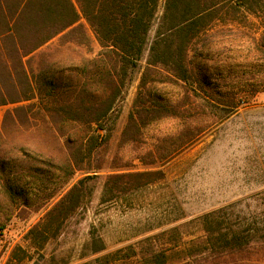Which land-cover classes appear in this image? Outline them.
I'll use <instances>...</instances> for the list:
<instances>
[{
  "label": "trees",
  "instance_id": "obj_1",
  "mask_svg": "<svg viewBox=\"0 0 264 264\" xmlns=\"http://www.w3.org/2000/svg\"><path fill=\"white\" fill-rule=\"evenodd\" d=\"M248 15L264 19V0H0V106L11 105L0 122V193L34 210L57 198L4 264H26L33 247L56 240L91 202L106 162L100 203L165 179L160 167L194 144L206 108L236 106L204 67L213 44L247 35L231 27ZM250 38L264 56V32ZM134 74L107 158L111 119ZM165 120L174 125L152 131ZM231 212L212 209L112 250L90 231L82 257L96 256L77 264H244L264 249V215ZM194 221L198 234L182 230ZM56 259L41 253L32 264H66Z\"/></svg>",
  "mask_w": 264,
  "mask_h": 264
},
{
  "label": "rangeland",
  "instance_id": "obj_2",
  "mask_svg": "<svg viewBox=\"0 0 264 264\" xmlns=\"http://www.w3.org/2000/svg\"><path fill=\"white\" fill-rule=\"evenodd\" d=\"M247 18L231 27L242 28L247 35L213 44L204 67L221 83L224 92L235 94L236 106L206 108L203 130L194 137V144L160 167L165 174L163 181L129 191L115 202L100 203L103 175L110 171L106 162L91 202L69 219L56 240L49 241L43 249L33 247L32 258L26 264L51 251L59 263L77 264L93 258L96 254L82 257L88 251L84 245L90 231L102 236L106 250H112L223 206L240 218L264 215V56L250 38L259 39L264 32V19L251 15ZM92 47L94 51L98 49L95 41ZM138 77L139 74H134L126 84L123 100L111 119L107 158L113 155L136 93ZM9 107L0 106V122ZM173 125V121L165 120L152 131L170 129ZM131 168L142 169V165L134 161ZM79 176L76 173L69 185ZM3 197L0 193V264H4L14 245H26L28 229L57 200L34 210L31 206L11 204ZM193 229L198 234L195 221L185 223L182 228ZM248 257L244 264H264V249H252Z\"/></svg>",
  "mask_w": 264,
  "mask_h": 264
}]
</instances>
